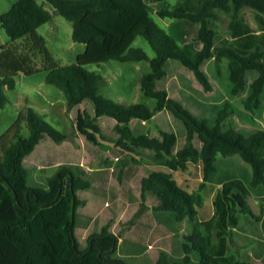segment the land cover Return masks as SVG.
<instances>
[{
	"label": "trees",
	"instance_id": "obj_1",
	"mask_svg": "<svg viewBox=\"0 0 264 264\" xmlns=\"http://www.w3.org/2000/svg\"><path fill=\"white\" fill-rule=\"evenodd\" d=\"M155 1H165L168 7L154 11L143 0H47L72 23V40L85 46L71 65H59L37 33L52 20L43 5L18 0L0 14V27L11 39L0 47V109L19 74L46 72V83L63 92L68 109L85 100L93 103L94 117L78 111L76 118L77 130L88 142L102 145L99 139L105 137L97 120L104 116L116 121L120 136L112 147L110 160L119 162L112 171L87 174L80 164H63L45 183L31 187L27 159L43 140L60 143L66 136L32 108L19 116L0 138V264H264V130L243 133L225 127L233 115L252 123L261 114L264 118V0ZM244 8L254 11L256 29L243 16ZM219 12L228 18L226 37H219L212 26L221 19ZM153 14L197 25L195 41L202 48L197 50L194 42L179 44ZM138 37L146 39L155 57L132 47ZM212 59L218 74L223 60H228L230 91L234 96L246 93L244 111L229 100L203 106L188 97L190 111L165 89H157L167 76V63L176 60L205 91H212L202 68ZM111 60L149 64L151 72L142 77L141 91L157 101L154 110L145 104H118L99 94L102 78L87 67ZM251 72L256 78L247 87ZM203 107L210 110L208 117L197 114ZM162 111L171 115L166 131L151 137L133 133L131 121L149 122ZM22 123L29 136L9 143ZM133 148L153 150L157 158L169 159L157 168L135 162L124 170L131 157L121 155ZM235 156L247 166L227 161ZM111 180L121 181V194L138 193L144 201H152V210L143 212L131 238L122 243L109 229L113 214L102 231L82 245L75 235V213L83 203L77 193L94 185L108 189ZM206 188L217 189L210 206L200 193ZM253 197L261 202L260 215L250 207ZM182 223H186L183 230ZM152 227L161 240L144 255L148 249L144 239ZM233 237L251 246L240 260L231 253Z\"/></svg>",
	"mask_w": 264,
	"mask_h": 264
},
{
	"label": "rangeland",
	"instance_id": "obj_2",
	"mask_svg": "<svg viewBox=\"0 0 264 264\" xmlns=\"http://www.w3.org/2000/svg\"><path fill=\"white\" fill-rule=\"evenodd\" d=\"M17 1L18 0H0V14L8 12L12 5ZM36 1L43 5L44 8L52 14V20L37 29V33L46 40L47 48L51 57L59 65L75 64L77 62L78 55L84 52L85 46L72 40V23L58 15L47 0ZM167 2L170 4L175 3L173 0H167ZM145 3L151 6L154 11H160L168 7V4L165 1L156 2L155 0H145ZM242 14L246 18V21L254 29H256L257 25L255 22L254 11L249 8H244ZM219 16L221 19L214 22L212 26L216 30L219 37H226L228 18L222 12H219ZM152 17L155 22L160 27L165 29L170 35H172L171 31H173V29L175 31L178 30V34L184 36L186 38L185 40L189 41L191 40L190 37L193 30L198 27L187 20L174 22L168 19H161L155 14H153ZM3 41L11 42V39L7 36L4 29L0 28V44ZM177 42L179 44L183 43L180 39H178ZM132 47L142 49L149 56L155 57V52L143 37H138ZM87 68L88 70L94 71L101 76L102 80L99 85V94L104 98L123 105L145 104L150 110H154L156 107L157 101L146 97L141 91L142 77L151 72L150 66L147 62L123 63L111 60L100 67L89 66ZM202 68L212 84V91H205L196 81L193 73L183 67L176 60H171L167 64V76L157 85V89H165L170 98L175 99L190 111H192V107L186 100V97L188 96L197 98L206 106L210 103L214 104L220 102L222 97L227 98L237 110L244 111L243 101L246 93L234 96L230 91L228 80V60H223L221 64V74H218L213 59L205 62ZM46 75V72H40L32 76L19 74L16 78L15 89L6 91L5 94L7 97V103L0 109V138L14 125H16L21 114L25 113L28 108H32L36 113L43 116L47 122L66 136V138L60 143H56L47 138L40 143V146L38 145L37 147L54 145V147L63 149L66 146H70L82 159V168L88 171L91 169L102 168L106 166L107 162L112 163L113 160L105 157L103 152L106 151V145H110L112 147L116 145L119 140L120 136L116 130L117 124H115V121L107 116L99 118L97 123L101 128L102 135L105 137L104 139H99V142L102 145L96 146L95 144L88 142L77 130L76 118L78 111L86 112L89 116L94 117L93 103L90 100H85L81 105L73 109H68L67 101L63 92L56 86L47 84ZM255 78V73L251 72L248 74L247 87ZM197 114L202 117H208L210 115V110L207 109V107H203L201 109L199 108L197 110ZM170 121L171 115L168 112L163 111L161 113H156L153 119L149 122L144 123L140 120H134L130 123V128L135 135L142 134L151 137L166 131L170 126ZM225 125L226 128H232L236 131L253 133L255 131L264 130V118L263 114H261V116H257L255 122L252 123L246 122L238 115H233L226 121ZM16 130L17 134L11 136L9 143L15 142L19 137L26 138L29 136V130L27 124L25 123L19 124ZM126 154H132L131 159L135 161L137 160L146 165L160 166L165 164L169 159L166 155L157 158L153 150L142 148H133L132 152L130 151ZM34 156L35 154L32 153L27 159V167L29 168L28 184L31 187L37 186V184L45 183L47 179L57 171V169L53 167L38 169L30 166L29 163H31V159L35 160ZM218 159L221 161L222 158L219 157ZM227 161L234 162L240 166H247L238 156L229 158ZM117 162L118 161L115 160V164H117ZM59 168L60 167H58V169ZM36 177H38V183H36ZM197 187L198 186H195L194 190H196ZM216 191L217 189L211 188L200 189V193L204 195L206 206H210L208 204L214 199ZM93 194L97 195L96 191L92 188L79 190L78 197L81 201L83 200L82 205L79 207L81 208L87 205L86 202H84L85 199L89 200V203L91 199L92 203V198L94 197ZM140 204H143L144 206L140 205V207L137 206L132 210H128L127 217H136L147 209L144 202ZM249 204L253 213L260 215V200L254 197L250 198ZM78 211L77 215L81 213V209H78ZM122 213H125L124 209L122 210ZM82 219L86 221V218ZM78 221H80V218H78ZM78 221L75 229V235L76 238L80 240L83 229L79 226ZM113 226L114 224H112L111 229ZM181 227L186 228V223L181 224ZM127 228L128 226H124L120 230L116 229L115 232L117 233V236H122ZM250 248L251 246L245 245L236 237L232 238L231 253L235 255L238 260H240L241 255L248 252ZM129 264L133 263L129 261Z\"/></svg>",
	"mask_w": 264,
	"mask_h": 264
},
{
	"label": "crops",
	"instance_id": "obj_3",
	"mask_svg": "<svg viewBox=\"0 0 264 264\" xmlns=\"http://www.w3.org/2000/svg\"><path fill=\"white\" fill-rule=\"evenodd\" d=\"M143 1L145 2V0H143ZM177 31L178 30L175 31L173 29V31H171V34L176 40H178V39L182 40L183 45L187 44L189 42H194L195 48L197 50H200L202 48V44L200 42L195 41V37H196L197 31H198V27L195 30H193V33L190 37V39H191L190 41L185 40L186 38L184 36L179 35ZM187 41H189V42H187ZM7 44H10V42H6V41L4 42L3 41V42H1L0 47L7 45ZM149 57L153 58L151 56H149ZM161 81H159L157 83V85ZM188 97L193 99L195 104L199 103L200 105L206 106V105H204V103L200 102L197 98H193L191 96H188ZM188 97H186V98H188ZM223 100H229V99L222 97L220 101H223ZM210 104H213V103H210ZM133 121H131V123ZM115 124H117L116 121H115ZM46 144H48V143H46ZM39 146H40V144H39ZM112 147L109 145L107 150L103 152V155H105V157L111 158ZM109 150H111V152ZM128 152H125V154H122L121 156L131 157L132 154L131 155L126 154ZM33 154H35V156H34L35 160L31 159V163H29V165L32 167H36L38 169H47L48 167H53V168H56L58 171V167H60L63 164H80L81 167L83 165L82 159L80 158V156L77 155V152H75L70 146H66L65 148L62 149V148L54 147V145H44L43 147H36ZM116 160L118 161V159H116ZM135 162L143 164L137 160L135 161V160L131 159V162L129 160L127 165L124 167V170H127L130 167V165H132ZM117 163H119V162H117ZM116 165L117 164H115V160H114L112 163L107 162L106 166H104L102 168L91 169L90 171H88L84 168L83 169L87 172V174H91L94 171H99V170H104V169H108V170L112 171L116 167ZM143 165L149 166L151 168L159 167L157 165H146V164H143ZM56 172H54L51 176H53ZM101 177L103 178V181H104V178H105L104 175H101ZM98 179H100V177H98ZM189 179H191V178H189ZM35 180H36V183H38V177H36ZM91 188L94 191H96V193H97V195L93 194L94 197L92 198V203H91V199H90V203H89V200L85 199L84 202H86L87 205H85L84 207L78 208V209H81V211H80L81 213L79 215H77L78 209L75 213L76 225H77L78 218H80V221H78V223H79V226H81V228L83 229L82 233H81V239L79 240L77 238L79 243L82 245H86V241L91 235L99 234L102 231V229L107 225L108 220L111 218V216H113V214L115 215L114 218L108 223V225L110 227L109 229L112 233L117 235V233L115 232L116 229L120 230L124 226H128V228L122 234V236H120V237L118 236L120 238V243H122V241L125 237L128 239L131 238V232L134 230V226L139 221L143 212L152 210L151 209L152 201H150L148 199L146 201H144L139 196L138 193L133 194L129 197L127 195L121 194L123 191L121 181L111 180V182L109 183L108 189L105 188V185H104V189L98 188L97 185H94ZM91 188H89V189H91ZM77 195H78V193H77ZM143 202L147 207L146 210H144L141 214H139L136 217L135 216H133V218L127 217V211L128 210H132L134 207H137V206L140 207V205H141L140 203H143ZM123 209H124L125 213H122ZM78 213H79V211H78ZM147 213H149V212H147ZM81 214H82V216H81ZM82 218H86V221L83 220ZM112 224H114V226L111 229ZM180 228L182 230L185 229V228L181 227V224H180ZM75 229H76V226H75ZM155 233H156L155 227H152L149 229L148 234H147L148 237L146 238V240L144 239V242L146 245L145 247H148V249L144 252V255L149 254L159 245L161 238L159 236H155ZM149 247H152V248H149ZM121 257L124 258L123 256H121Z\"/></svg>",
	"mask_w": 264,
	"mask_h": 264
}]
</instances>
